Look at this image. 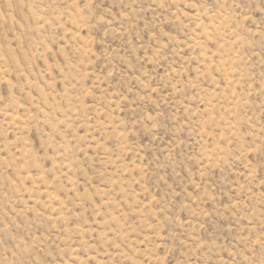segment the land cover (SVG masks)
<instances>
[{
	"label": "rangeland",
	"instance_id": "1",
	"mask_svg": "<svg viewBox=\"0 0 264 264\" xmlns=\"http://www.w3.org/2000/svg\"><path fill=\"white\" fill-rule=\"evenodd\" d=\"M0 264H264V0H0Z\"/></svg>",
	"mask_w": 264,
	"mask_h": 264
}]
</instances>
